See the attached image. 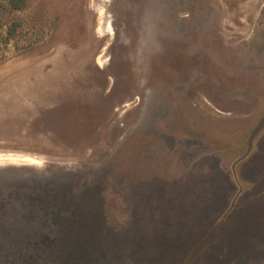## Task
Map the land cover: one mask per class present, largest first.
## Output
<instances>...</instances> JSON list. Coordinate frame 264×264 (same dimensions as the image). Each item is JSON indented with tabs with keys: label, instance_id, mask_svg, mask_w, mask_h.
I'll list each match as a JSON object with an SVG mask.
<instances>
[{
	"label": "rangeland",
	"instance_id": "obj_1",
	"mask_svg": "<svg viewBox=\"0 0 264 264\" xmlns=\"http://www.w3.org/2000/svg\"><path fill=\"white\" fill-rule=\"evenodd\" d=\"M12 15L23 28L0 60L12 203L0 228L39 227L45 214L17 200L92 196L94 215L64 226L118 231L124 264H215L183 227L182 196L135 195L145 174L204 149L238 159L264 131V0H28Z\"/></svg>",
	"mask_w": 264,
	"mask_h": 264
},
{
	"label": "crops",
	"instance_id": "obj_2",
	"mask_svg": "<svg viewBox=\"0 0 264 264\" xmlns=\"http://www.w3.org/2000/svg\"><path fill=\"white\" fill-rule=\"evenodd\" d=\"M252 145L238 159L210 149L192 153L175 161L173 173L145 174L135 196H182L184 211L191 210L183 227L197 248L209 250L210 263H258L264 253L252 250H264V131Z\"/></svg>",
	"mask_w": 264,
	"mask_h": 264
},
{
	"label": "trees",
	"instance_id": "obj_3",
	"mask_svg": "<svg viewBox=\"0 0 264 264\" xmlns=\"http://www.w3.org/2000/svg\"><path fill=\"white\" fill-rule=\"evenodd\" d=\"M27 5L28 0H0V60L3 57L4 48L12 40L17 42L20 30L23 28V22L12 17V14L24 10ZM3 10L10 14V19L1 13ZM84 188L87 190V187ZM7 199L4 200L0 196V211L7 205H12ZM26 199L28 201L17 200L19 208L22 207L29 211L33 205L45 215L41 221L39 220V227L28 230L0 228V240L4 241L0 242V264L125 263L122 257L128 251L123 250L124 246L115 248L113 246L118 239V231L105 229L106 227L95 228L92 222H88L90 223L88 229L64 226L68 222L65 216L67 214L68 216H78L76 212L80 209H88L90 214L94 215L98 203L92 196L80 195L64 198L62 196H33ZM16 207L13 206V209L15 210ZM14 212L17 214L19 211ZM93 217L95 218V216ZM106 218L102 217L103 223ZM5 223H20L18 215L5 220ZM10 241H18V243H7ZM108 253L111 255L110 258Z\"/></svg>",
	"mask_w": 264,
	"mask_h": 264
},
{
	"label": "bare ground",
	"instance_id": "obj_4",
	"mask_svg": "<svg viewBox=\"0 0 264 264\" xmlns=\"http://www.w3.org/2000/svg\"><path fill=\"white\" fill-rule=\"evenodd\" d=\"M8 155V154H7ZM7 155L5 156V157H7ZM4 157V156H3ZM1 158V157H0ZM26 157H21V158H19V157H9V159L10 160H13L14 161V163H17L18 161H20V160H23V159H25ZM8 159V158H7ZM4 160V159H3ZM5 161V160H4ZM7 161V160H6Z\"/></svg>",
	"mask_w": 264,
	"mask_h": 264
}]
</instances>
